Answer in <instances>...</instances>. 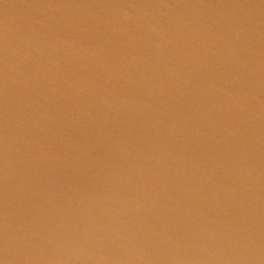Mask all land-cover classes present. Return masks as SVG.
I'll return each mask as SVG.
<instances>
[{
    "label": "water",
    "instance_id": "95a60500",
    "mask_svg": "<svg viewBox=\"0 0 264 264\" xmlns=\"http://www.w3.org/2000/svg\"><path fill=\"white\" fill-rule=\"evenodd\" d=\"M0 264H264V0H0Z\"/></svg>",
    "mask_w": 264,
    "mask_h": 264
}]
</instances>
